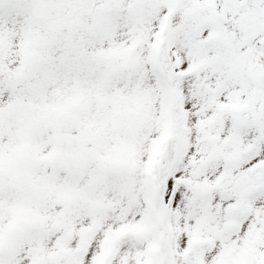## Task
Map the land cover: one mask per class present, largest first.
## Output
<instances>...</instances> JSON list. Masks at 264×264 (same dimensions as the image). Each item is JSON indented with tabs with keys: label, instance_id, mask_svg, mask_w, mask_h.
<instances>
[{
	"label": "snow or ice",
	"instance_id": "6c2138e0",
	"mask_svg": "<svg viewBox=\"0 0 264 264\" xmlns=\"http://www.w3.org/2000/svg\"><path fill=\"white\" fill-rule=\"evenodd\" d=\"M0 264H264V0H0Z\"/></svg>",
	"mask_w": 264,
	"mask_h": 264
}]
</instances>
